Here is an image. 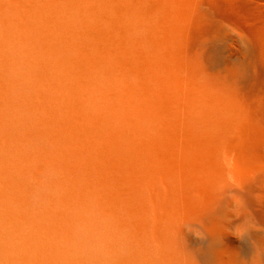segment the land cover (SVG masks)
I'll return each mask as SVG.
<instances>
[{"label": "rangeland", "instance_id": "1", "mask_svg": "<svg viewBox=\"0 0 264 264\" xmlns=\"http://www.w3.org/2000/svg\"><path fill=\"white\" fill-rule=\"evenodd\" d=\"M196 30L199 35L187 53L186 44ZM26 39L43 43L41 50L52 64L42 57L31 63L22 45L24 51L13 47ZM263 60L264 0H0V101L5 100L0 103V185H6L1 186L2 200L12 205L19 203L18 197L25 198L17 185L30 194V209L35 202L50 208L63 197L81 201L82 194L91 199L93 209L103 212V225L94 230L112 250L106 255L110 264H208L199 250L210 235L198 219L212 214L224 200L226 180L232 179L227 215L222 222L215 218L221 228L223 222V229L228 225L227 236L214 245L215 256L221 262H228L231 253L250 260L257 242L264 261V181L254 179L264 159L260 161L254 142L251 90ZM118 62L124 63L123 75L137 94L134 106L98 103L97 88L106 87L94 79L96 69L111 75ZM31 64L47 89L30 84L35 73ZM208 64L215 85L214 97L208 100L212 109L204 89L192 91L205 82L206 73L197 76L196 83L190 77L191 70ZM141 90L147 98H141ZM40 92L49 96L47 102L32 103ZM55 96L59 103H54ZM146 100L149 104L142 105ZM128 127L134 131L131 135ZM141 130L158 132L160 140L143 138ZM118 132L120 143L113 138ZM74 134L116 141L119 149L134 140L138 154L131 153L135 150L129 144L132 148L124 149L130 151L127 160L123 150L108 155L115 148L106 151L100 145L91 164H100L95 176L105 177V189H98L91 165L82 163L86 150L79 156L66 152L70 178L85 191L73 192L72 185L56 191L51 178L54 190L42 188L38 178L43 175L36 168L43 160L37 153L39 140L49 143ZM77 144H85L84 138ZM108 160L114 162V171L106 165ZM7 170L10 173L1 178ZM42 193L47 195L40 202ZM70 203L60 213L70 217L74 207L81 208ZM247 222L248 229L242 230ZM85 264L98 262L87 258Z\"/></svg>", "mask_w": 264, "mask_h": 264}, {"label": "bare ground", "instance_id": "2", "mask_svg": "<svg viewBox=\"0 0 264 264\" xmlns=\"http://www.w3.org/2000/svg\"><path fill=\"white\" fill-rule=\"evenodd\" d=\"M214 4H216V3H214ZM198 35H199V32H197V30L192 33V35L190 37V41L186 44V47H185L187 53L192 51ZM38 40H40V39H38ZM38 40H36V41H38ZM7 43L11 44V45L14 44V42L12 40H8ZM40 44H41L40 42H35L32 39H30V41H29V39H26V40H22L21 43L19 41H17V43L14 44L15 46H13V47L18 49L19 47L21 48V45H22V47L25 50V54L27 53V55H28L26 58L29 57L28 59H30L31 63L34 60V63L36 64V60H38V59H40V57H42L40 59L41 61L45 60L47 64L51 65L52 60L50 59V56L48 55V53H45L46 51L44 52L43 50H41V46L43 43L41 44V46H40ZM21 50H23V49L21 48ZM24 56H26V55H24ZM262 62L264 63V60ZM119 64L120 63L118 62L115 65V68H112L113 72L111 75L106 74L105 70H104V72H102L101 71L102 69H96L94 79L96 80V82L99 86L105 85V87H106V90H103L102 88H97V95L99 98L98 103H122V104L125 103V105L126 104H130V105L133 104V106H134L136 101L139 103V101L135 99L137 94L135 93L136 94V96H135V94H134L135 89L131 86L132 84L130 85L128 83L127 80H129V79H127L126 76H125L126 77L125 78L123 75V71L126 70L124 63H122L120 65ZM211 66L213 67L212 64H211ZM192 67H194V64L192 65ZM191 69H193V68H191ZM209 69H210V64L207 65V68L205 66H203L202 68L197 67V68H194L193 70H191L192 71L191 76L189 75L191 77L192 81L195 80L194 83H196L197 76L202 77L203 74L205 75V73H206V80H205V82L203 81L204 83H202V85H201V83L197 82L200 85L197 84L196 85L197 88H195L196 87L195 84L191 83L192 81L190 83H191V85L193 84L195 86V87H193L195 90L192 89V91L194 93L196 92V89L198 90V88H199V90H201V92H202V89H204L206 91L205 93L207 94V96L205 98H207V103H208L209 98L210 97L213 98L214 94H215V85H214V81L211 77V74L209 72ZM21 71L25 72V70H21ZM33 71L35 73H32L30 75V78L28 76L24 77V75L28 74V71L25 72L24 75L22 74L23 72L19 71L21 73L19 75L20 76L23 75L22 77H24V78H26V77L29 78L31 85L36 84L38 87L47 89L46 85L40 81L41 80V79H39L40 76H38V73L36 72V69L34 66H33ZM30 72H32V71L30 70ZM22 77H20V78H22ZM200 80H201V78H200ZM129 82H130V80H129ZM200 88H202V89H200ZM251 90H252V97L254 99V103L252 105L254 142H255V145L257 146V148L259 149V156H260V161H261V157L264 159V66L261 68H258L256 70V72L254 73V78L252 79V83H251ZM142 92L143 91L141 90V94H143V93L144 94L141 96V98L144 97V95H146L145 92H143V93ZM11 93L14 96L15 91L12 90ZM199 93H200V91H199ZM195 95L197 96V94H195ZM149 96L151 97V95H149ZM47 97H49V96L46 94V92H40V94L38 96V100L36 102H32V103H46ZM145 98H147V97H144V99ZM152 98H153V96H152ZM193 99H194V97H193ZM197 99L198 98H196V103L198 101ZM200 99H201V97H200ZM59 101H60V98H58V96H55L54 97V103H59ZM4 102H5L4 99H2L0 101V103H4ZM141 102H142V99H141ZM149 102H150V99H149ZM151 102H153L152 99H151ZM145 104H149L148 100H146V102L142 105H145ZM210 104L213 105V103H208V107H210L212 109V106H210ZM138 106L139 105L137 104L136 107H138ZM208 107H207V109H210ZM208 119H209V117H208ZM135 126L136 125H134V127ZM129 127H131V129H132L133 126H129ZM129 127L127 129H130ZM131 129L129 130V133H130L129 135H131V133L134 132V131L130 132ZM134 129H132V130H134ZM146 129H148V128H146ZM146 129H143V130H146ZM122 131L124 132L123 134H125V132H127V130L126 131L122 130ZM136 131H135V133H136ZM141 131H140V135H141ZM148 131L151 132L150 129ZM143 132L144 131H142V137L143 136H144L143 138L146 137L147 140H148V138H149V140L151 138L152 139L151 141H154L156 139L160 140V139H158L159 138L158 136H157L158 138H156V135L158 133V132L156 133V130H155V133H156L155 135L152 134L154 131L151 133L152 135H150L149 132L148 133L145 132L146 134ZM118 133H119V135L116 134L117 136L115 135L114 137L113 136L112 137L116 138L118 143H120L119 140L117 139L118 136L120 137V132H118ZM68 134H70V133H68ZM123 134L121 133V135L124 138L128 137V135L126 136ZM134 135L136 136V134H134ZM151 136H154V137L152 138ZM103 137H105V136H103ZM83 138H84L85 144L78 145L77 144L78 140L83 139ZM113 138H111V139H113ZM124 138H122V140H124L123 144L127 142V140ZM99 139H101V140H99ZM105 139H106V137H105ZM120 139H121V137H120ZM103 140L104 139H102V137L99 138V136L84 137L82 135L74 134V135L64 136L61 139L58 138L56 141L49 142L50 144L53 145L51 148H50L49 143H47L46 141H40L39 140V145L37 146V148H38L37 153L40 155V156H38L39 159H43V160H42V163L39 165L40 167L36 166V168H39L40 170L37 169L38 173L40 175H43L42 177L38 178L40 186L42 188L46 187L48 189L54 190V185H56L57 186L56 191H60L61 189H63V191H65V189L68 188L67 186L72 185L69 188L71 190L74 189L73 192H77V193L79 192L78 189H80V188L76 187V185L74 186V184H73L74 180L72 181L73 178L72 179L70 178L72 173L70 170V166L67 165V160H69V159H68V155L66 154V152H68V154L70 155V152L73 153V151H75L76 154H78L76 156H79V153L86 150V153H85L87 155L86 160L83 161V159H82V161H83L82 163H85L84 164L85 166H86V164L91 165L93 163L92 154H98V152H101V151H99L100 149H103V150L108 149V151L110 149V151H112L111 148H115L114 152H111V153L108 152L109 153L108 155H112V154L116 155L118 152L117 150H119V152L123 150V152H121V154L123 153L124 155L128 154L130 151H131V153L135 152L138 154V151L135 150V149H137V147H134L136 144L135 145H134V143L132 144V142L134 140H132L130 143H128V145L131 144V146L134 147L135 151H132L133 148L130 145H129V148H127V150L128 149L130 150L131 148H132V150H130V151L126 150L125 151L124 149L128 145L127 146L125 145L126 147H124V145H123V147H121L122 149L121 148L119 149L118 147L121 145L119 144L117 146L116 141L112 142V144L116 143V145H114L116 147H111L112 144H109V142H110L109 140L108 141L107 140L103 141ZM113 140H115V139H113ZM113 140H111V141H113ZM43 142H46V143H43ZM154 142H156V141H154ZM41 143L43 144V146H44V144L48 145V147L41 146ZM151 144H153V143H151ZM100 145L102 147L99 149ZM91 147L95 151L92 150ZM45 152H47V155L44 154ZM119 152H118V155L120 154ZM64 154H66L67 157H65ZM81 154H83V153H81ZM123 154H122V156L124 157ZM137 154H135V155H137ZM125 157H126V159L128 158L126 155H125ZM76 160H80V158L76 159ZM121 161L124 162L126 160L124 159ZM108 162H109V164H106L107 166L110 165V163L112 161L108 160ZM112 163L114 164V162H112ZM260 163H259V167L257 169V173L254 177V179L257 180L259 183L264 181V160L262 161L263 164L262 163L260 164ZM111 165L109 168H110V170L112 169L111 171H114V169L112 168ZM123 165L124 164H121V167ZM115 166H116V163H115ZM134 166H135V164H134ZM134 166H132V168ZM113 167H114V165H113ZM116 167H118V165ZM124 168L125 167H122V169H124ZM126 168H127V166H126ZM116 169H118V168H116ZM99 170H100V164L91 165V171H92V174L94 175L93 180L99 186L98 189L99 188L103 189L104 186L101 187V185H102V183L105 182L104 181L105 177L102 180V177L104 175L102 177L100 175L95 176V174H97V172H99ZM7 172L4 171L1 174V178H4L6 175H8L10 173L9 170H7ZM51 175H55V176L51 177ZM45 176H46V179L43 180ZM50 178H51L52 183L54 185H51ZM234 178H235V175H234ZM95 182H94V184H95ZM94 184L92 183V185H94ZM134 184L138 188H142L141 183L137 182V184L136 183H134ZM97 185H94V186H97ZM1 186H4L6 188V185H0V190H1ZM17 189H18V192L20 193V195L24 196L25 198L18 197L19 203L14 202V203H12V205L8 201H5V199L2 200V193L0 192V264H85V261L87 260V258H89L91 261L93 260L94 262H98V264H110L109 261H107V257H109V254L112 253V250L109 247H107L102 240H100V238L98 237V235L96 234V232L94 230V228L100 229V227L103 225V224L99 225V222L101 220V216H102L103 212L99 209L98 210L93 209L94 206H93L92 201L89 197L86 198L85 195L80 194L81 201H80V199L78 200L79 197L76 198V196H75V197H73V199L71 198L72 200H70L69 202L67 201V198L63 197V200L60 202H59V199L54 200L49 205L50 208L47 207L48 203L37 206V203L35 202L34 204H32L33 205L32 209H30V208L26 207V205L30 206V194L27 196V193L25 192L23 186H21V185H19V186L17 185ZM81 189H83V188H81ZM82 191H85V190L83 189V190H81V192ZM224 191H225L224 200H221L219 202V204L216 207H214V210L211 212L212 214H202L198 219V222L202 226L205 227L206 232H208L210 235L209 242L205 246L200 248L199 255L208 264H230V263L231 264H264L263 257H262L261 252H260V246L257 244V242L254 243V256L250 260H247L243 257L237 256L236 254H232V253H231V255H232L231 259L228 262H221V261L217 260L213 248H214V245H216L218 243V240L221 236H222V238L223 237L225 238L227 236L228 225H226V228L223 229L225 227L224 222H223V226L221 228V225L219 222H218V224L215 223V220H216L215 218H218L222 222V218L225 219V217L227 215V205H228V202H230V200H231L230 195L232 193V179L230 181L228 179L226 180V187L224 188ZM107 193L110 194L111 192L108 191ZM107 193L104 192V193H102V195L109 196ZM83 194H85V193H83ZM46 195L47 194L42 193L39 201L40 202L44 201ZM112 195L114 196V195H116V193L112 194ZM102 197H104V196H102ZM74 198H76V199L74 200ZM84 199H86V200H84ZM102 199H105V198H102ZM152 200H157V197L152 196ZM71 201L74 203H72ZM224 201H226V207H225ZM79 202H81V203H79ZM69 203L73 204V205L80 204L81 208L84 207V209H83V211L80 210L81 208L79 206H78V208L74 207L73 210L71 208L69 210L70 211L72 210V212L76 209L74 214L70 215V217L71 216L72 217L71 218L68 217L69 215L65 216V215H63L64 213L62 214L60 212H61V209L66 204H69ZM75 203H77V204H75ZM64 208H66V207H64ZM78 209L80 211H82L80 214L79 213L77 214V212H79ZM91 209L96 211L95 215H94V213H92L93 215L91 214ZM58 211H59V213H58ZM63 211H65V210H63ZM82 213H83V215H81ZM43 214H47V215H43ZM78 215H80V217H77ZM51 219H52V223H47ZM247 226L249 227V222H247L243 227H241V229L242 230L248 229ZM106 255H107V257H106Z\"/></svg>", "mask_w": 264, "mask_h": 264}]
</instances>
